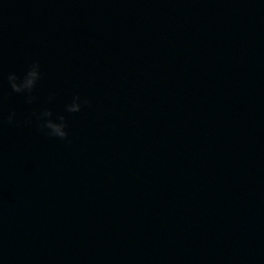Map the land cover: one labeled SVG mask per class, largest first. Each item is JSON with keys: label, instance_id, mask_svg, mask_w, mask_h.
<instances>
[{"label": "water", "instance_id": "1", "mask_svg": "<svg viewBox=\"0 0 264 264\" xmlns=\"http://www.w3.org/2000/svg\"><path fill=\"white\" fill-rule=\"evenodd\" d=\"M0 92V264H264V0H0Z\"/></svg>", "mask_w": 264, "mask_h": 264}, {"label": "clouds", "instance_id": "2", "mask_svg": "<svg viewBox=\"0 0 264 264\" xmlns=\"http://www.w3.org/2000/svg\"><path fill=\"white\" fill-rule=\"evenodd\" d=\"M41 66L39 61H33L29 64L22 75L11 72L7 75L8 86L11 92L21 94L25 97V102L29 105L36 102L37 97L34 94L38 82L41 79ZM3 94L0 92V103H2ZM54 99V94H50L48 98L49 104ZM90 106V101L82 98L80 95H74L71 102L65 105L64 111L70 114L79 113L82 107ZM33 119L38 124V131L49 138L59 140L68 139V123L64 114L54 113L51 107H44L39 111H33L30 117L25 118L24 124L30 125ZM9 125L18 124L15 111L10 112L6 121L2 113H0V127L4 123Z\"/></svg>", "mask_w": 264, "mask_h": 264}]
</instances>
